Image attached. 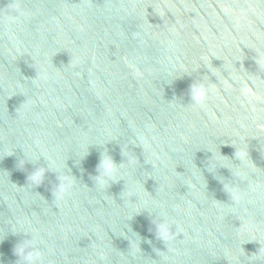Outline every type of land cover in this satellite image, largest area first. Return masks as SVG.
Instances as JSON below:
<instances>
[{
	"label": "water",
	"instance_id": "water-1",
	"mask_svg": "<svg viewBox=\"0 0 264 264\" xmlns=\"http://www.w3.org/2000/svg\"><path fill=\"white\" fill-rule=\"evenodd\" d=\"M12 229L45 264H264V0H0V264Z\"/></svg>",
	"mask_w": 264,
	"mask_h": 264
},
{
	"label": "clouds",
	"instance_id": "clouds-1",
	"mask_svg": "<svg viewBox=\"0 0 264 264\" xmlns=\"http://www.w3.org/2000/svg\"><path fill=\"white\" fill-rule=\"evenodd\" d=\"M211 90L212 89L206 86L203 81L199 83L194 81L189 88L191 102L194 105H202L206 101ZM246 158L247 155L245 153L243 157H238L237 159L242 163ZM47 170L48 169L45 168H37L30 174L28 179L33 184H39ZM118 171L119 165L113 161L112 157L107 154H102L97 165L98 174L94 177L95 186L103 189L109 181H114L116 179ZM73 186L74 181L71 177L63 174L58 175V184L54 196L56 199H62L65 195L70 193ZM234 202L238 203L239 201L234 198ZM172 227L173 225L166 219L156 224L157 237L165 244L172 239ZM11 232L13 234L23 233L29 237L20 241L15 246L14 254L18 257L17 261H20L21 264H45L46 250L42 247L45 242L37 232L28 230L17 232L15 229H12ZM47 251H50V249ZM164 259H167V257H164Z\"/></svg>",
	"mask_w": 264,
	"mask_h": 264
}]
</instances>
